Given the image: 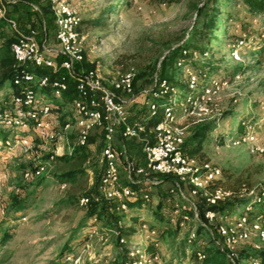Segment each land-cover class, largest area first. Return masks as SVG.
I'll use <instances>...</instances> for the list:
<instances>
[{
  "label": "rangeland",
  "instance_id": "1",
  "mask_svg": "<svg viewBox=\"0 0 264 264\" xmlns=\"http://www.w3.org/2000/svg\"><path fill=\"white\" fill-rule=\"evenodd\" d=\"M72 3L83 20L80 30L85 37V63L82 69L98 67L109 86L123 73L124 66L133 68L135 77L141 78L137 91H133V100L126 107L128 112H136L137 120H141L145 114L142 113L143 108L148 107L155 94L162 90L156 81L162 60L198 24L197 8L202 7L206 0H72ZM211 6L220 10L217 37L211 43H200L209 49L205 53L193 51L185 54L198 65L211 62L219 66L221 75L228 74V71L233 74L240 65L244 69L239 74L243 76L234 79V75H229L231 81L211 96L204 111L180 116L178 124L185 127L187 138L193 127L212 122L215 129L207 135L202 153L197 158L202 162L208 160L212 167L243 175L250 180L255 191H264V147L254 149L249 143L237 141L244 130L242 123L246 121L256 124L258 134L264 135V109L261 107L264 101V44L258 46V42L264 40V15H251L239 0L219 1L211 3ZM4 30L0 32V44L10 36V29ZM242 31L246 36L250 33L251 38L241 37L247 45L242 49V60L236 61L230 56V49L236 44L233 38L239 37ZM255 51L260 52L254 54ZM173 74L179 81L186 78L178 66L174 67ZM10 95L11 86L6 83L0 91V99ZM124 96L131 98L127 94ZM187 96V93L179 96L176 110L185 103ZM54 102L60 103L59 100ZM60 111L61 121L75 120L71 105H63ZM7 134L0 127V138ZM69 141L75 145V129L69 135ZM61 146L67 150L66 141L60 143ZM56 150V144H46L41 145L31 159L21 152L0 158V195L4 207L0 212V225L3 222V227L10 228L12 234L10 240L0 246V264H116L119 222L129 230L130 241L146 247L150 242L148 232L141 228L143 222H147L149 228L155 226L159 232L155 241L157 245L150 246L148 251L155 250L164 264H197L200 259L194 255L195 250L212 247L207 228H203L200 236L198 230L203 227L200 222L182 218V214H190L189 206L169 191L175 181L164 177H161L162 183L157 189H151L152 200L137 206L138 209L134 207L125 212L119 208L118 202L108 201L110 208L104 218L98 221L87 218L85 205L71 198H77L93 187L101 168V150L97 144H91L85 149L84 158L72 156L62 159L63 156L58 155L51 159ZM140 152L142 154L141 150H136L133 155ZM40 159L48 161L45 173L26 180L24 170ZM72 169L84 172L78 173L74 179L64 178ZM182 185L186 189L187 185ZM145 189L150 187L143 185L140 188L141 191ZM162 192L167 200L160 211L161 219L156 212L164 196ZM14 196L26 203L25 210L19 214L12 210ZM200 196L204 197L203 194ZM63 199L67 203L61 202ZM259 210H264V207ZM236 211H241V207ZM260 213L264 214V211ZM22 217H27V220H22ZM236 217L220 218L219 221L221 224L233 223ZM193 231L197 237L190 241ZM89 233L92 234L91 240L87 237ZM67 244L72 250V258L67 260L68 255L61 260V251ZM237 249L261 251L264 250V241L254 234L241 242Z\"/></svg>",
  "mask_w": 264,
  "mask_h": 264
},
{
  "label": "built area",
  "instance_id": "2",
  "mask_svg": "<svg viewBox=\"0 0 264 264\" xmlns=\"http://www.w3.org/2000/svg\"><path fill=\"white\" fill-rule=\"evenodd\" d=\"M7 1L0 0V20L8 19ZM44 1L50 5L54 15L57 45H51L47 41L40 43L34 31L31 34H20L12 42L11 51L16 64L22 69L13 80L10 97L4 100L3 104L0 103V127L8 133L4 138H0V158L16 156L21 152L31 159L33 154H37L36 150L46 144H56L57 150L50 156L51 159L58 155H71L75 145L87 146L90 136L100 131L103 143L100 158L102 170L100 191L104 199L118 202L120 209L129 212L134 208L130 206V202L138 195V191L132 185L150 187L149 191L143 190L142 204L145 205L152 200L151 189H157L162 183L159 176L171 175L175 178V183L169 187V191L181 197L191 212L189 215L182 214V218L198 220L201 226L207 228L212 243L221 248L228 264H264L261 257L244 260L237 249L241 242L249 240L254 234L264 241V214L258 212L250 214L249 212H254L252 202L237 207L245 208L247 212L239 211L233 223L220 224L218 235L212 231L208 223L200 220L196 200L199 195L203 194L207 203L213 205L230 193L223 188H218L214 192L208 191V186L222 176V169L212 167L210 162H202L196 156L184 153L186 129L178 124L180 116L197 115L204 111L211 96L230 81L212 77L206 81L202 89H199L198 74L180 59L177 66L183 69L190 88L198 93L188 95L179 110L175 108L177 99L173 98L171 103L164 106L162 119L154 125L148 126L141 120L133 121L126 106L134 98V69L120 73L109 86L106 85L98 67L78 69V64L83 63L85 59V37L80 30L82 16L74 7L72 0ZM246 45L245 39H240L230 49V56L236 61L242 60V49ZM41 68H48L58 76L52 80L50 74L36 71ZM242 76L243 74H237L233 78L240 79ZM68 78L76 82L78 93L71 101L64 100V94L69 89ZM160 86L162 90L155 96L170 91L176 92L170 88L166 80L162 81ZM44 90H50L51 94H44ZM123 94L130 95L131 98L126 99ZM54 100H59L60 103H55ZM63 105H71L74 121L71 119L61 121L60 110L63 109ZM261 107L264 109V101L261 102ZM149 108L151 116L158 111L153 101L149 103ZM242 125L244 130L237 141L249 143L254 149L264 147V135L258 134L257 125L247 121ZM74 129L75 145L69 141V135ZM132 138H137L142 143L141 151L145 165L135 166L129 154L126 140ZM63 141L67 143V150L60 147ZM47 166L48 161L37 160L24 170L23 176L26 180L38 178L45 173ZM122 178L131 185L124 184ZM182 184L188 185L189 189L186 190ZM254 201L264 204V193ZM88 202L87 197L80 201L82 205H87ZM3 208L0 195V212H3ZM135 208L138 209L137 206ZM206 218L212 223L216 219V213L208 210ZM21 219L25 221L27 217ZM93 219L98 221L97 217ZM119 223L120 228L116 231L117 252L127 257L124 264H164L155 250L148 251L150 246L157 245L155 241L159 237V232L155 226L149 228V224L143 222L141 228L148 232L147 238L150 242L146 247L130 241L127 233L129 230ZM87 237L91 240L92 234L89 233ZM196 237L197 233L193 231L189 240H195ZM196 254L200 260L205 258L201 251H197ZM71 256L72 254L67 260L71 259Z\"/></svg>",
  "mask_w": 264,
  "mask_h": 264
},
{
  "label": "trees",
  "instance_id": "3",
  "mask_svg": "<svg viewBox=\"0 0 264 264\" xmlns=\"http://www.w3.org/2000/svg\"><path fill=\"white\" fill-rule=\"evenodd\" d=\"M219 1H227V0H206V3L202 6L197 8V14L199 16V22L196 24L188 33L187 38L177 47L173 48L169 54H167L164 59L161 62L160 68L158 70V77H157V84H161L162 81L166 80L167 84L170 86V88L175 89L176 92L170 91L166 94L160 95L158 97H153V102L157 105L158 111L154 116H151L150 108L149 106L146 108H143L142 113H145L141 121L145 122L148 126L154 125L157 122H159L162 119V111L164 109V106L166 104L171 103L172 98L178 99L179 96H181L184 93H187L188 95H191L192 93H198L194 92L187 82V78H185L184 81H179L176 79L175 75L173 74L174 67L177 66V62L180 59H183L185 61V64L191 67L193 70L196 71L198 74V88L202 89L206 81H208L212 77H219L223 80L231 81V76L236 75L239 73H243V67L237 66L234 69L233 74L221 75L219 74V66L214 65L211 62H207L206 64L198 65L199 63L192 61L190 58V55H186L185 52H199V53H205V51L209 50L205 48L204 46H201L204 42L211 43L213 39L217 37V33L219 30V15L220 10L219 8L211 6V3H218ZM240 3L244 5V7L247 9V11L251 15H264V0H239ZM41 11L43 13L44 18L46 19V24H49V21L54 20V15L51 10L50 5L47 3L46 5L41 6ZM230 16V15H229ZM232 19V16H230V20ZM55 22V20H54ZM245 31V30H244ZM239 37H235V34L233 35L235 38H233V41L236 43L243 37L246 36L245 32H241ZM242 35V36H241ZM250 33H248L247 38L250 37ZM232 39V38H231ZM234 42V43H235ZM264 43V40H261L258 42V46L262 47V44ZM11 40L6 41L3 44L0 45V91L4 87L6 83H10V86L13 85V80L15 76L20 73L22 67L18 66L16 64L14 55L11 51ZM262 51V50H261ZM260 52V51H259ZM259 52H254V54H258ZM117 62H120L118 60ZM85 63V59L83 63L78 64V69H82ZM121 63V62H120ZM123 63V62H122ZM128 66V65H127ZM123 68V72H126L130 69V66ZM203 67V69L200 68ZM93 68L89 67L86 68L87 70ZM32 70V68H29ZM35 70V69H33ZM39 73H48L51 75V79H55L58 74L52 73L50 69L48 68H41L36 69ZM231 75V76H229ZM229 77V78H228ZM141 77H134L133 81V88L135 91L138 89V82ZM69 89L64 94V100L65 101H71L75 97L78 96L77 90H76V82L73 79H67ZM107 85V84H106ZM9 97L6 96L2 99H0V103L3 104L4 100L8 99ZM188 98V96H187ZM186 98V99H187ZM146 109V111H145ZM128 111V110H127ZM129 113V117L131 120H137L138 114L135 113ZM140 120V119H139ZM215 129V126L212 122L204 123L197 125L192 128L190 135L185 138L184 144H183V150L186 155L189 156H196L200 157L202 153V145L204 140L207 138V135L212 132ZM129 154L131 155V158L135 164V166L145 165L146 162L144 160L143 155L140 153H137V155H133L134 151H140L142 148V143L137 138H132L126 140ZM91 144H97V147L101 150L102 149V133L100 131L94 132L88 141L87 146H76L73 153L69 156H63L62 159H68L72 156H78V157H86L85 149L88 148ZM204 162H209L208 160ZM84 172L83 170H77L72 169L67 171V175L64 176L66 179H74L75 176L78 173ZM224 173V175H223ZM164 177L167 180L175 181V178L171 175H160L159 176ZM101 178H102V170L97 172V175L95 177V182L93 187H91L89 190L85 191L81 196L71 198L72 201L80 203L82 198H89V202L87 205H85L87 218L93 219L97 217L98 220L104 218L110 208V205L108 204V200L104 199V197L101 195L100 187H101ZM122 182L124 184H130L126 179L122 178ZM134 189L138 191V195L130 202V206L136 207L140 206L142 204L144 191H149L148 189H145L144 191H141L140 188L143 186H136L132 185ZM218 188H223L224 190L228 191L230 194L226 196L223 199H220L216 204L209 205L207 203V200L205 197H201L200 195L196 198L198 203V212L200 220L203 222L208 223L209 227L212 229V231L218 235V226L221 224L219 221L220 218L228 219L232 216H236L239 213L236 211L237 207L241 205H246L249 202L253 203V209L254 212H249L250 214L254 213H260L264 210H259V208H263L264 204H259L255 202V198L262 196L264 191H255L253 184H251L250 180L248 178H245L243 175H236L235 173L230 172V170H222V176L220 179L215 181L214 183H211L208 186L209 192H214ZM186 189H189V186L187 185ZM164 195L161 197L158 207H157V216L162 219L163 215L160 212L163 208V205L165 201L167 200V196L164 192H162ZM12 210L15 213H18L25 210L26 203L24 199L17 198L16 196L12 199ZM61 202L67 203V200L63 199ZM208 210L214 211L216 213V219L214 222L210 223L208 222V219L206 218V212ZM258 210V211H257ZM247 212L245 208H241V212ZM191 213V212H190ZM263 214V213H262ZM0 246H4L8 240L12 237V234L10 232V228L3 227V222L0 225ZM204 227H199L198 234L201 236V232ZM212 241V240H211ZM213 244V243H212ZM197 251H201L205 258L200 260L197 264H228L225 254L221 250V248L215 246L214 244L212 247H206L202 250H195V254ZM72 254V250L69 247V245H65L64 248L61 251V260H64L68 255ZM241 257H261L264 260V250L257 251V250H241L240 251ZM127 260V257L123 255H118V262L116 264H124ZM63 262V261H62ZM60 262V263H62Z\"/></svg>",
  "mask_w": 264,
  "mask_h": 264
},
{
  "label": "crops",
  "instance_id": "4",
  "mask_svg": "<svg viewBox=\"0 0 264 264\" xmlns=\"http://www.w3.org/2000/svg\"><path fill=\"white\" fill-rule=\"evenodd\" d=\"M8 19L0 20V32L10 29V36L3 41L13 42L20 34H31L33 31L40 43L47 41L51 45H57V26L54 20L46 24V19L41 11V6L46 5L44 0H8ZM16 24V26H13ZM2 43V44H3ZM1 45V44H0ZM44 94L50 95V90H44Z\"/></svg>",
  "mask_w": 264,
  "mask_h": 264
}]
</instances>
